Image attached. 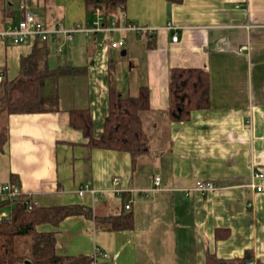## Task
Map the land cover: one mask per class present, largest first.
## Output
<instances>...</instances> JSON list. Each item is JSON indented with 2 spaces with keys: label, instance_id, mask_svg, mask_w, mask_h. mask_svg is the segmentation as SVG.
<instances>
[{
  "label": "crops",
  "instance_id": "1",
  "mask_svg": "<svg viewBox=\"0 0 264 264\" xmlns=\"http://www.w3.org/2000/svg\"><path fill=\"white\" fill-rule=\"evenodd\" d=\"M19 1L0 0V29L20 19ZM26 2L50 27L88 21L85 0ZM9 5L15 14L5 22L1 11ZM120 13L122 26L155 29L112 33L111 40L116 34L126 40L118 65V50L100 45L101 33L99 41L81 32L48 39L50 68H73L45 83L46 94H59L60 110L0 116V126L9 130L0 182L18 175L22 191L40 206L79 203L101 214L133 212L130 230L98 229L83 215L57 227L40 225V231L56 232L60 255L92 257L101 249L109 253L101 264H205L210 252L221 258L250 255L254 264H264V192L252 187L264 184V176H255L264 173V0H127ZM33 45L0 37V92L5 78L19 74L20 60ZM173 67L210 74L211 107L193 111L189 120L168 114ZM117 69L124 72L122 81ZM141 85L150 89V109L142 114L150 153L133 157L91 148L70 125L69 109L89 108L99 137L110 90L136 95ZM199 180L218 189L190 190ZM81 186L87 187L84 195ZM217 230L230 234L217 237Z\"/></svg>",
  "mask_w": 264,
  "mask_h": 264
},
{
  "label": "trees",
  "instance_id": "2",
  "mask_svg": "<svg viewBox=\"0 0 264 264\" xmlns=\"http://www.w3.org/2000/svg\"><path fill=\"white\" fill-rule=\"evenodd\" d=\"M182 3L183 0H167ZM127 0H85L88 21L95 17L97 9L106 21L116 19L120 23V11ZM20 18L25 12L20 11ZM3 20L13 18L12 5L1 11ZM46 25V24H45ZM49 26V25H46ZM95 41H99L98 33ZM48 40L35 39L32 52L20 60V72L2 83L0 92V116L11 114L44 113L60 110V97L57 92L46 94V80L56 78L73 68H50ZM210 74L200 67H173L170 72L169 108L170 118L189 120L195 110L211 107ZM150 89L141 85L136 95H123L116 89L109 93V112L103 123L99 137L94 135V120L89 108L69 109L70 125L81 130L86 144L91 148L126 151L133 157L151 152L149 138L144 129L142 114L150 109ZM9 140L7 124L0 126V152ZM10 183L20 186L18 175L12 173ZM6 182H0V185ZM30 198L25 194L16 201L0 203V213L8 211L6 218L0 217V264H87L92 257L60 255L57 253L55 231H40L43 224L59 226L69 216L83 215L94 220L102 230H130L134 228L132 211L119 214H101L93 207L73 203L59 206H27ZM223 233V234H222ZM228 230H217V237H228ZM250 255L244 257L221 258L215 253H207L205 264H249Z\"/></svg>",
  "mask_w": 264,
  "mask_h": 264
},
{
  "label": "built area",
  "instance_id": "3",
  "mask_svg": "<svg viewBox=\"0 0 264 264\" xmlns=\"http://www.w3.org/2000/svg\"><path fill=\"white\" fill-rule=\"evenodd\" d=\"M18 9L25 12V17L20 18L16 23L10 24L3 29H0V37L6 41H9L13 44H22L27 42H33L35 39L48 40L49 38L59 34L64 33L68 39H72L75 33L81 32L87 35H93L94 33H101L103 39L99 42L100 45L108 43L109 46L113 49H119L120 47L126 44L124 37H121L116 40H111L110 35L114 32L122 31H133L135 33H144L152 31L155 27H147L137 24H130L127 26H122L117 24L116 19L111 21H106L104 16L101 15L99 9L95 13V17L92 21H83L77 23L75 26L70 28L62 27L58 25L55 27L46 26L42 20L39 18L38 14L29 9L26 0H20L18 4ZM171 28V27H170ZM173 41L178 40L177 34L172 37ZM256 177H263L264 173L256 172ZM117 183V178L114 179ZM160 177L156 178V183L158 184ZM252 187L256 188L257 191L264 192V184H256L252 182ZM218 189L217 185L213 181H203L199 180L196 182L194 187L190 190L199 191L202 193H208ZM87 187L81 186L78 190L80 195H84ZM25 193L22 191L21 186L14 183L6 182L0 185V203L5 201H16ZM27 206L31 208L34 202L30 199L27 200ZM130 204L126 205V208L129 209ZM8 215L7 210H3L0 213L1 218H6ZM99 258L107 259L109 258V253L104 250L97 249L94 255H92V261L87 264H101ZM249 264H254L253 261H250Z\"/></svg>",
  "mask_w": 264,
  "mask_h": 264
},
{
  "label": "rangeland",
  "instance_id": "4",
  "mask_svg": "<svg viewBox=\"0 0 264 264\" xmlns=\"http://www.w3.org/2000/svg\"><path fill=\"white\" fill-rule=\"evenodd\" d=\"M81 37H83V34H80V33L77 34V35H76V41H77V44H79V45L82 46L83 43L85 42V40H83V38L81 39ZM115 38H116V39H119V34H116V35H115ZM78 39H79V40H78ZM111 39H113V37H111ZM123 48H124V46L120 47L119 49L117 48L116 50H118V51H115V52H114L115 58L117 57V59H115V60H116L115 65H118V61H117V60H119V61L121 60L122 62H124V56H122L121 53H120V52H121V49H123ZM79 51H80V47L77 48V52H79ZM114 74H115L116 76H120V75L122 74V75H121V76H122L121 79H120V77H118V78H116V80H117V81H119V80L122 81V80H123L124 72H120V71L117 69V70H116V73L114 72ZM117 81H116V82H117ZM119 85H120V84H119ZM119 85H118V86H119ZM45 92H47V91H45Z\"/></svg>",
  "mask_w": 264,
  "mask_h": 264
},
{
  "label": "water",
  "instance_id": "5",
  "mask_svg": "<svg viewBox=\"0 0 264 264\" xmlns=\"http://www.w3.org/2000/svg\"><path fill=\"white\" fill-rule=\"evenodd\" d=\"M124 53H125V50L122 51V55H124Z\"/></svg>",
  "mask_w": 264,
  "mask_h": 264
}]
</instances>
